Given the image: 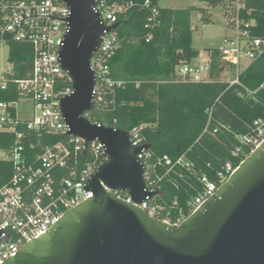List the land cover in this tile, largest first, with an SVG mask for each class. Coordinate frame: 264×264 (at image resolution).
<instances>
[{
    "label": "built area",
    "instance_id": "2783aa9c",
    "mask_svg": "<svg viewBox=\"0 0 264 264\" xmlns=\"http://www.w3.org/2000/svg\"><path fill=\"white\" fill-rule=\"evenodd\" d=\"M201 1L222 9L228 33L219 49L216 67L210 53L205 63L180 65L178 79L194 82L222 80L230 86L242 85L240 75L264 52V34L256 32L258 22L252 17V9L246 8L243 0H217L215 4H212L213 0ZM139 5L135 0H97L94 6L104 26H111L126 16L132 7ZM142 6L150 7L153 19L159 12V4L151 0H145ZM69 13L67 0H0V42L8 45L12 41L29 43L34 51L33 67L26 77L14 78L10 61L8 69L0 70V90L16 94V98L10 100L0 99V135L7 134L3 141L8 142L0 146V226L4 229L0 264L37 239L68 210L92 197L93 191L85 190L86 181L108 159L98 139L88 141L67 133L69 125L61 111V100L73 92L72 79L57 54L68 27L66 18ZM154 24H147L150 29L147 41L153 36ZM102 39L91 58L96 74L94 106L104 101L106 88L120 84L112 78L109 65L120 44L115 29L104 31ZM243 59L249 60L244 69L241 68ZM217 69L226 77L214 75ZM232 73L234 76L228 77ZM245 88L248 95L256 92ZM259 89H264V81ZM88 115L89 111L84 113L87 118ZM142 129L143 125H140L128 131L135 147L147 143ZM217 130L215 128L212 132ZM205 132H211L208 125ZM49 135L63 138L47 143L44 137ZM237 138L239 143L232 154L234 157L244 155L240 164L264 141V119H255L249 124L248 132L238 134ZM82 156L85 157L83 161ZM137 157L144 164L147 189H156L157 193L158 181L173 171L179 170L177 173L182 175L180 169H186L197 176L198 194L189 202V212L180 209L175 219L171 208L153 202L155 194L137 203L128 192L112 190L118 197L170 224H180L196 211L239 167V164L227 163L217 172L216 178L211 179L206 173H198L186 155L176 159L168 154L154 156L148 148L142 149ZM160 167L165 168L162 174L158 171ZM3 175H7L5 180Z\"/></svg>",
    "mask_w": 264,
    "mask_h": 264
},
{
    "label": "water",
    "instance_id": "95a60500",
    "mask_svg": "<svg viewBox=\"0 0 264 264\" xmlns=\"http://www.w3.org/2000/svg\"><path fill=\"white\" fill-rule=\"evenodd\" d=\"M97 0H67L68 27L58 60L73 92L61 100L68 134L98 139L108 159L86 181L93 196L68 210L37 239L2 264H264V141L231 177L180 224L155 218L137 203L157 193L147 189L139 147L127 130L92 122L96 74L91 58L103 41ZM107 187L109 189H107ZM4 229L0 226V242Z\"/></svg>",
    "mask_w": 264,
    "mask_h": 264
},
{
    "label": "trees",
    "instance_id": "16d2710c",
    "mask_svg": "<svg viewBox=\"0 0 264 264\" xmlns=\"http://www.w3.org/2000/svg\"><path fill=\"white\" fill-rule=\"evenodd\" d=\"M135 1L140 5L118 20L115 32L120 44L109 61L111 76L120 84L106 88L104 101L96 103L88 116L92 122L127 131L143 125L142 134L154 156L168 154L176 159L186 155L198 173L215 179L223 166L237 165L244 157L232 154L239 143L237 135L247 133L255 119H264V89L257 90L264 81V52L240 75L242 85L256 90L253 95H248L240 84L230 86L222 80H179L178 67L199 55L193 47L191 8L159 6L153 19L150 7L142 6L145 0ZM243 1L258 22L256 32L264 34V0ZM216 2L213 0L212 4ZM206 19L205 23L211 21ZM150 22L155 24L153 36L147 41ZM212 57L216 67L219 50H213ZM33 58L31 44L10 42L9 61L13 64L14 78L28 75ZM214 75L226 77L220 69ZM13 98L15 93L0 90V99ZM207 125L211 132H205ZM215 128L218 130L213 133ZM3 136L7 134L0 135V146L8 143L3 141ZM62 138L49 135L44 140L52 143ZM164 170V167L158 169L160 174ZM180 170L182 175L177 173L179 170L173 171L158 181L159 193L153 197L154 203L171 208L174 219L180 209L189 212L188 204L198 194L197 176L186 169ZM6 176L3 175L4 180Z\"/></svg>",
    "mask_w": 264,
    "mask_h": 264
},
{
    "label": "rangeland",
    "instance_id": "374dc122",
    "mask_svg": "<svg viewBox=\"0 0 264 264\" xmlns=\"http://www.w3.org/2000/svg\"><path fill=\"white\" fill-rule=\"evenodd\" d=\"M161 7L191 8V25L193 29V47L199 51L193 63H205L210 58L213 50H219L223 45V38L228 33L223 23L222 9L217 6H209L201 0H159ZM206 18L210 22L205 24ZM249 60L243 59L241 68L248 65ZM9 67V45L0 42V70ZM234 73L228 74V77Z\"/></svg>",
    "mask_w": 264,
    "mask_h": 264
},
{
    "label": "crops",
    "instance_id": "0c3cea01",
    "mask_svg": "<svg viewBox=\"0 0 264 264\" xmlns=\"http://www.w3.org/2000/svg\"><path fill=\"white\" fill-rule=\"evenodd\" d=\"M159 4V3H158ZM160 6V5H159ZM193 62V61H192Z\"/></svg>",
    "mask_w": 264,
    "mask_h": 264
}]
</instances>
